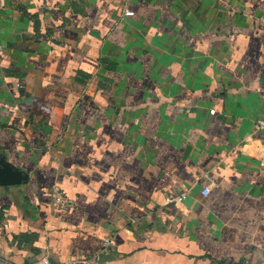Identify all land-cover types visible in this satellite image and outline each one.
Listing matches in <instances>:
<instances>
[{"label": "crops", "instance_id": "1", "mask_svg": "<svg viewBox=\"0 0 264 264\" xmlns=\"http://www.w3.org/2000/svg\"><path fill=\"white\" fill-rule=\"evenodd\" d=\"M0 45V264H264V0H0Z\"/></svg>", "mask_w": 264, "mask_h": 264}, {"label": "built area", "instance_id": "2", "mask_svg": "<svg viewBox=\"0 0 264 264\" xmlns=\"http://www.w3.org/2000/svg\"><path fill=\"white\" fill-rule=\"evenodd\" d=\"M127 15H132L134 12L132 10H127L125 12ZM1 49V45H0ZM256 128L261 130L264 129V120L259 121L257 123ZM204 195H208L210 193V187L205 186L202 190ZM187 198V192H181V193H170L166 195V203L167 204H178L183 202ZM73 205V200L68 197L64 192L61 190H56L54 196H53V206L55 209H68ZM115 243V239L112 236H108L100 249V251L91 257H85V258H79L74 261H68L63 264H98L101 260V258L104 255H108L111 253V249L113 244ZM44 264V263H39Z\"/></svg>", "mask_w": 264, "mask_h": 264}, {"label": "water", "instance_id": "3", "mask_svg": "<svg viewBox=\"0 0 264 264\" xmlns=\"http://www.w3.org/2000/svg\"><path fill=\"white\" fill-rule=\"evenodd\" d=\"M29 176L26 170L11 162L6 155L0 154V185L27 183Z\"/></svg>", "mask_w": 264, "mask_h": 264}]
</instances>
